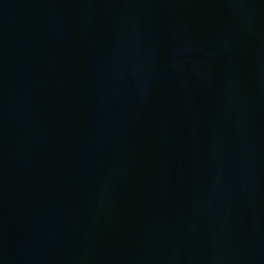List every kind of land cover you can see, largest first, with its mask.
<instances>
[{
    "label": "water",
    "instance_id": "water-1",
    "mask_svg": "<svg viewBox=\"0 0 264 264\" xmlns=\"http://www.w3.org/2000/svg\"><path fill=\"white\" fill-rule=\"evenodd\" d=\"M0 264H264V0H0Z\"/></svg>",
    "mask_w": 264,
    "mask_h": 264
}]
</instances>
